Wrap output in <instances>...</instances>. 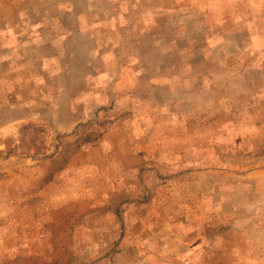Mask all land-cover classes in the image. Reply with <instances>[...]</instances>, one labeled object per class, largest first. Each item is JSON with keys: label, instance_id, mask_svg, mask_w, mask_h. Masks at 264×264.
<instances>
[{"label": "rangeland", "instance_id": "1", "mask_svg": "<svg viewBox=\"0 0 264 264\" xmlns=\"http://www.w3.org/2000/svg\"><path fill=\"white\" fill-rule=\"evenodd\" d=\"M0 264H264V0H0Z\"/></svg>", "mask_w": 264, "mask_h": 264}, {"label": "crops", "instance_id": "2", "mask_svg": "<svg viewBox=\"0 0 264 264\" xmlns=\"http://www.w3.org/2000/svg\"><path fill=\"white\" fill-rule=\"evenodd\" d=\"M236 2L238 1V0H235Z\"/></svg>", "mask_w": 264, "mask_h": 264}]
</instances>
